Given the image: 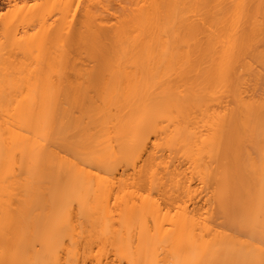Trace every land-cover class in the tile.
<instances>
[{"label": "bare ground", "instance_id": "6f19581e", "mask_svg": "<svg viewBox=\"0 0 264 264\" xmlns=\"http://www.w3.org/2000/svg\"><path fill=\"white\" fill-rule=\"evenodd\" d=\"M8 0L0 264H264V0Z\"/></svg>", "mask_w": 264, "mask_h": 264}, {"label": "rangeland", "instance_id": "374dc122", "mask_svg": "<svg viewBox=\"0 0 264 264\" xmlns=\"http://www.w3.org/2000/svg\"><path fill=\"white\" fill-rule=\"evenodd\" d=\"M118 1L119 0H107V2L109 3V6L112 5L111 8H115V7L117 8L116 3ZM7 7H8V0H0V12H5Z\"/></svg>", "mask_w": 264, "mask_h": 264}]
</instances>
